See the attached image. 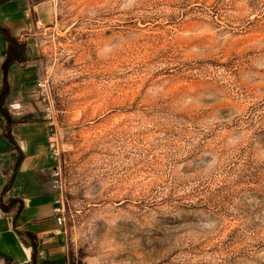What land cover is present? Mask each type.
<instances>
[{"label":"rangeland","instance_id":"rangeland-1","mask_svg":"<svg viewBox=\"0 0 264 264\" xmlns=\"http://www.w3.org/2000/svg\"><path fill=\"white\" fill-rule=\"evenodd\" d=\"M16 5L54 103L64 264H264V0Z\"/></svg>","mask_w":264,"mask_h":264},{"label":"crops","instance_id":"crops-1","mask_svg":"<svg viewBox=\"0 0 264 264\" xmlns=\"http://www.w3.org/2000/svg\"><path fill=\"white\" fill-rule=\"evenodd\" d=\"M31 10L17 7L16 0L0 2V23L25 43L27 55L24 63L9 68L5 103L11 122L0 115V252L18 264H64L53 210L56 161L36 88L40 69L29 61Z\"/></svg>","mask_w":264,"mask_h":264},{"label":"built area","instance_id":"built-area-1","mask_svg":"<svg viewBox=\"0 0 264 264\" xmlns=\"http://www.w3.org/2000/svg\"><path fill=\"white\" fill-rule=\"evenodd\" d=\"M43 26V22L41 20L36 21V29H39ZM36 46H38V42L36 41ZM36 88L39 96V100L44 104L43 112L44 118L48 121L50 125H52L55 120V112H54V103L50 94L49 86H48V77L44 74H39L37 79ZM50 146L51 151L54 157L58 158V152L55 148V143L53 141L52 135L50 136ZM53 187L56 191V197L54 200V213L55 218L58 224V231L61 232L65 225V203H64V187L62 184V171L59 164H56L53 168Z\"/></svg>","mask_w":264,"mask_h":264},{"label":"trees","instance_id":"trees-1","mask_svg":"<svg viewBox=\"0 0 264 264\" xmlns=\"http://www.w3.org/2000/svg\"><path fill=\"white\" fill-rule=\"evenodd\" d=\"M3 0H0L2 2ZM0 34L7 43L6 57L2 64L3 79L0 85V115L5 116L8 122H11L9 112L6 106V98L10 91V83L8 79L9 68L14 63H24L27 60L25 52V43L14 36L11 31L4 25H0ZM7 259L11 260L9 257Z\"/></svg>","mask_w":264,"mask_h":264},{"label":"bare ground","instance_id":"bare-ground-1","mask_svg":"<svg viewBox=\"0 0 264 264\" xmlns=\"http://www.w3.org/2000/svg\"><path fill=\"white\" fill-rule=\"evenodd\" d=\"M169 256V255H168ZM157 260V259H156ZM163 260V259H162ZM165 260V259H164Z\"/></svg>","mask_w":264,"mask_h":264}]
</instances>
